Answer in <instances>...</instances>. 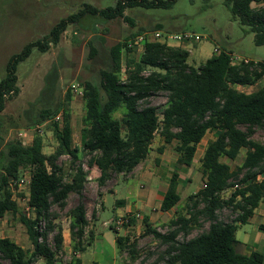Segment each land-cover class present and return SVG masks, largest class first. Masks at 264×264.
I'll use <instances>...</instances> for the list:
<instances>
[{
	"label": "trees",
	"instance_id": "1",
	"mask_svg": "<svg viewBox=\"0 0 264 264\" xmlns=\"http://www.w3.org/2000/svg\"><path fill=\"white\" fill-rule=\"evenodd\" d=\"M175 1L116 0L113 5L103 8L83 3L76 12L53 24L47 35L26 43L9 57L5 75L0 79V113L6 99L19 92L16 73L19 63L34 49L45 52L50 46L57 45L69 25L79 23L87 15L106 20L124 18L132 23L133 20L124 13L127 8H169ZM223 1L232 17L253 33L254 43L264 45V0ZM253 2H262V5L252 7ZM161 27L157 23L153 29ZM144 31L145 28H140L130 33L126 40L111 45L103 67L98 70V81H84L79 147L72 145L73 131L66 105L71 99L70 88L64 103L42 108L32 122L37 124L61 112V121L51 123L57 143L51 153L42 151L43 139L38 133L34 134L30 144H23L13 137L4 140L0 136V218L8 212L18 213L31 244L28 249L9 237H0V264L3 260L9 264H31L37 258L45 264H55L63 235L61 227L53 221L51 208L53 205L63 207L71 192L79 197L69 212L71 248L82 251L90 245L91 231L86 243L83 241L88 225L83 190L89 169L97 167V181L101 185L111 173L131 172L147 157L159 128L164 143L176 142V166H190L197 144L207 131L215 130L214 139L207 142L200 158L205 186L187 196L189 211L176 214L170 220L173 228L167 233L157 231L148 222V217L143 218L145 232L166 245L160 257L162 264H264V253L260 250L239 253L235 237L238 225L247 223L264 200V143L251 138L257 127L264 129V84L250 92L235 86L255 84L264 75V62L248 60L231 64V53L222 48L220 53L212 54L195 67L188 61L187 49L156 41L145 42L140 58L136 59L126 46L127 40ZM97 55L98 48L89 42V58ZM145 69L150 70L145 73ZM56 72L52 67L47 74L45 90L48 93L53 90ZM158 92L166 93L165 105L160 107L145 102ZM121 108L122 116L115 117V112ZM243 148L245 152L238 166L231 168L221 160L222 157L234 160ZM163 149L164 145L157 148L159 152ZM81 152L91 155L88 169L80 162ZM63 155L69 157V167L73 171L69 180H65V169L58 162ZM27 168L30 169L28 194L32 216L19 209L9 186V182L18 180ZM178 176L177 170L170 175L160 202L161 211L170 210L180 200ZM228 188L233 189L227 198H223L221 193ZM225 206L236 212L231 222L219 219L218 212ZM201 216L209 221L208 228L186 238ZM133 221L132 217L130 222ZM180 233L185 237L182 240L177 239ZM125 240L124 235L116 236L118 249L124 246ZM73 261L79 264L78 259Z\"/></svg>",
	"mask_w": 264,
	"mask_h": 264
},
{
	"label": "rangeland",
	"instance_id": "2",
	"mask_svg": "<svg viewBox=\"0 0 264 264\" xmlns=\"http://www.w3.org/2000/svg\"><path fill=\"white\" fill-rule=\"evenodd\" d=\"M115 1L0 0V79L5 75V66L9 57L18 53L26 43L47 35L52 25L60 18L76 12L83 3H90L103 8L113 5ZM251 5L252 7H258L262 5V2H253ZM124 13L133 20L132 23L124 18L106 20L98 16H84L79 23L67 27L57 45L50 46L45 52L34 49L28 58L19 63L16 72L19 92L6 99L5 107L0 113V136L4 140L13 137L19 139L23 144H28L34 134L38 133L43 139L42 151L46 154L52 152L57 144L51 124L52 121H55L54 116L37 124L32 122L42 108L48 105L55 106L59 102L64 103L65 94L70 88L71 99L66 105L70 112L73 143L79 144L82 116L84 115V99L82 96L84 81H98V70L103 67L109 47L118 41L126 40L130 33H134L140 28H145L148 32L154 31L157 29H153V27L159 23L162 25L159 30L189 32L199 35L200 39L198 41L191 40L185 44L190 49L191 56H189L188 61L195 67L204 63L208 55L213 52L214 47L224 48L234 57L240 59L247 58L252 61L264 62V45L254 43L253 33L249 31L247 26L240 24L237 19L232 17L223 0H176L169 8L146 9L133 7L127 8ZM89 42L98 48V55L93 59L88 56ZM134 55L138 56L136 53ZM124 57L125 53H123L122 58L123 64ZM52 67L56 68L57 76L53 90L48 93L45 90L46 77ZM149 70L145 69L144 72L147 73ZM122 77H124V72L121 73ZM263 84L264 75L255 84L247 85L241 90L250 92ZM166 99L165 92H158L146 99L145 102L161 107L165 105ZM122 113L123 109L121 108L115 112L114 116L120 118ZM214 134L213 130L207 131L202 143L211 140ZM251 138L264 143V129L257 127ZM175 143V141L164 143L159 128L151 142L153 148L148 157L149 162H153L152 155L157 153L155 150L157 151V147L161 145H164L167 157L176 156ZM201 145L198 147L200 148ZM244 150L243 148L234 160L226 157L223 160H227L230 167L234 168L241 163ZM90 156L87 152H81L80 162L84 169H88L87 163ZM58 162L65 169V180H69L73 173L69 167V157L63 155ZM198 164L195 159L194 164L190 167L176 166V162L173 165L174 169L186 177L183 183L185 188L182 185L180 189L181 191L184 189L186 195L196 192L203 184ZM166 174L168 178L170 170H167ZM21 175L30 176V169H24ZM97 177L95 183L87 180L83 191L88 219L83 241L86 243L89 230L93 231L94 226L95 239L81 253V264H91L92 261H99L102 258L114 259L116 264H149L155 261L162 264L163 260H160V257L163 255L166 245L152 234L145 232L143 220L137 221L134 219L133 222L123 225L118 230L119 234L126 237L125 244L120 249L114 242L116 235L114 228L104 224V222L110 221L122 211L115 206L116 198H126L128 202L134 204V197H132L134 191H147L149 187L153 186V183L139 175L124 178L119 173H111L108 179L110 183L116 181L117 184L114 185L116 193L104 190L102 195L103 209L98 217L97 212L101 210L99 200L102 189ZM12 188L16 195H20L19 198L28 193L26 183L16 189L12 185ZM231 191L232 188H230L229 193L225 194V197H228ZM183 193L184 191L180 193L181 200L175 206L176 212L170 211L157 214L156 210L150 211L153 218L150 224L157 231L167 233L173 228L170 220L178 213L186 214L189 211L188 205L190 202L186 205L187 197ZM181 195H183V198ZM78 200V195L71 192L63 207L53 205L51 208L53 221L61 227L63 238L65 237L62 243V252L57 256L58 264H75L72 258L73 255L70 253L69 223L71 218L69 212ZM19 205L21 210L23 207L21 202ZM29 215L32 216L33 213L30 211ZM218 216L224 222H231L235 218L236 212L230 206H225L218 212ZM199 220V225L193 228L186 238L193 237L208 228L209 221L204 216H201ZM256 222L257 218L255 217L249 218L246 224H242L251 238L254 237ZM0 224L2 234L7 229L24 248H31L25 227L19 220L18 213H6L0 218ZM52 234L53 232L49 234L50 242ZM184 238L182 233L177 237L178 240ZM2 264H9V262L3 260ZM39 264H45L44 260H41Z\"/></svg>",
	"mask_w": 264,
	"mask_h": 264
},
{
	"label": "crops",
	"instance_id": "3",
	"mask_svg": "<svg viewBox=\"0 0 264 264\" xmlns=\"http://www.w3.org/2000/svg\"><path fill=\"white\" fill-rule=\"evenodd\" d=\"M212 54H213V52L208 55V58ZM189 56H191L190 55V52H189ZM245 86H247V85H244V86H235V87L237 89H241V88H243ZM72 131H73V129H72ZM213 132H215V130H213ZM214 137H215V134H214V136H213L212 139H214ZM202 139L197 144L196 151H195L194 158H193V162H192V164L190 166H192L194 164L195 159H196V161H198V163H199L198 166L200 167V158H201V156L203 154V151L205 149V146H206L207 142L209 141L208 140L205 143H202ZM31 141H32V139H31ZM30 143H28V144H30ZM200 144H202V145L199 148L198 146ZM72 145L73 146H77V147L80 146V143L79 144H74L73 143V133H72ZM150 148L151 149L149 150V153H148L147 157L145 159H143L141 162H139L132 169L131 172H129L127 174H123V173H119V174H120V176H124V178H127L129 176H133V175L143 176L146 179H148L150 181V183H153V186L151 188L149 187V190L144 191V192H136V191H134V194L133 195L131 194L132 197H134V201H135L134 204H131L130 202H128L126 200V198H116L115 199V206L118 209H121L122 210L116 216L122 215V214H126V213H131L133 215V219H135L137 221H140V220H143L144 217H148V222L150 223V221L153 219L152 218V214H151L150 211H155L156 210L157 211V214L158 213H164V212H167L168 213L170 211L176 212V210H177L176 207H173V208H171L168 211H161L159 209V206H160V202H161V200L163 198V194L165 193V190L167 188V184H168V180L170 178V175H171V173L174 170H176V169L173 168V165L176 162L177 154L174 157H169V156L167 157V153H166V149L165 148L163 149L162 152H159L158 150L156 151L154 149L155 152H157V153H154L152 155L153 156L152 157V161L153 162H149L150 159L148 157L150 156V154L152 152V148H153L152 147V144H151ZM244 152H245V150H244ZM223 158H225V157H222L221 160L223 162H226V163L229 164V162L227 160H223ZM153 165H155V166H153ZM190 166H188V167H190ZM167 170H170V175L168 176V178H167V174H166V171ZM178 173H179V176H178L177 191H178L179 195H180V193H182V191H184L183 194L186 197L188 195L194 194L195 192L186 195L184 189L182 191L180 190L182 188V185H183L186 177H184L183 175H181L180 172H178ZM199 173H200V176L202 178L201 171H199ZM98 174H99V170L97 169V167L96 166L91 167L90 168V171L88 172V174L86 176V182H87V180H91L92 183H95V178L97 177ZM86 182H85V184H86ZM115 184H117L116 181L110 183L109 179H107L104 182V184L101 185V189H102L101 190V198L99 200V205H101L100 206L101 210H99L97 212L98 217H99V215H100V213H101V211L103 209L102 195L104 193V190H106V191H112L113 193H116V190L114 188V185ZM130 188L133 189L132 187H130ZM183 188H185V185H183ZM229 190H230V188L224 190L221 193V196L223 198H227V197H225V194L229 193ZM182 196L183 195H181V197ZM180 200H181V198H180ZM136 214H138L139 216H135ZM255 217L257 218V222H256V229L254 230V237H252V238L250 237V235L248 234V231L243 228V225L242 224H239L238 227H237V229H236L235 237H236V239L238 241V244H237L236 248H237V251L239 253L248 254V253H250L253 250H260V251H262L264 253V200H262L259 203V205L257 206V208H255V210H254V212H253V214H252V216L250 218H255ZM199 222H200V220L198 221L197 224H195L193 226V228H195L196 226H198L199 225ZM0 228H1V224H0ZM89 231L92 232V234H93V240H94L95 239V226L93 227V231L92 230H89ZM97 234H99V233H97ZM117 235H123V234L117 233L115 235V237H114V242H115V238H116ZM0 237H9V238H11L16 243H18L19 245H21L23 247V245L21 243H19V241H17L15 238L12 237L10 231L7 230V229H6V232L4 234H2L1 231H0ZM64 238H63V242H64ZM92 241H91V243H92ZM87 246L88 245H86L85 248L82 251H73L72 248L70 250V253H72V255H73L72 258L73 259L74 258L78 259L79 260V264H81V257H80V255L86 249ZM61 252H62V248L58 252V255L61 254ZM41 260H42L41 258H37L34 261V263L35 264H39ZM97 262H98V264H116V261L114 259L111 260V259H106V258H102L101 260H99ZM55 264H58V259L55 262Z\"/></svg>",
	"mask_w": 264,
	"mask_h": 264
},
{
	"label": "built area",
	"instance_id": "4",
	"mask_svg": "<svg viewBox=\"0 0 264 264\" xmlns=\"http://www.w3.org/2000/svg\"><path fill=\"white\" fill-rule=\"evenodd\" d=\"M199 39H200L199 35H195V34H192L189 32H170V31H163V30L157 29V30L150 31V32L145 31V32H142V33L132 37L131 39H129V41H127L126 46L131 49L133 55H134V53H136L138 56L136 57L134 55V57L136 59H139L140 55L142 54L143 49H144V43L147 41H156V42L164 43L170 47H178V46L181 47V46H183L182 48L185 47V49H187L188 52H190V49H188L185 46V44L191 40L198 41ZM220 51H221L220 48L214 47L213 54H218V53H220ZM248 60L249 59H247V58L240 59V58L234 57L232 54H230L231 64H236L240 61L247 62ZM123 70H124V68H122V71ZM237 86H240V85H237ZM239 90H241V89H239ZM54 120L56 122L61 121V112H59L58 114H56L54 116ZM29 180H30V176L27 177L26 175H21L18 180L9 182L10 190L12 191V198L17 202L18 205L21 202V204L23 206L21 211L24 212L27 216H30L29 215L30 211L32 212V209L29 205V194L27 193L24 197L19 198L20 195L15 194V192L12 188V185L16 189L18 186L20 187L22 184L26 183L28 185ZM202 186H205V184L203 183ZM135 216H139V215L136 214ZM132 217H133V215L131 213H126V214L115 216L110 221L104 222V224L108 225V226H112L118 232V230L121 229L123 225L130 223V219Z\"/></svg>",
	"mask_w": 264,
	"mask_h": 264
}]
</instances>
